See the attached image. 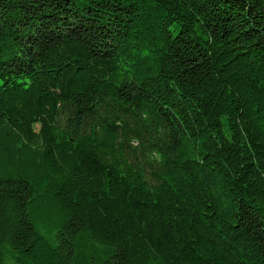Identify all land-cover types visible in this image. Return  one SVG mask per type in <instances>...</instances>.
I'll list each match as a JSON object with an SVG mask.
<instances>
[{"label":"trees","instance_id":"1","mask_svg":"<svg viewBox=\"0 0 264 264\" xmlns=\"http://www.w3.org/2000/svg\"><path fill=\"white\" fill-rule=\"evenodd\" d=\"M0 264H264V0H0Z\"/></svg>","mask_w":264,"mask_h":264}]
</instances>
